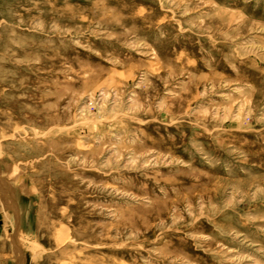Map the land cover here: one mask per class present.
<instances>
[{
	"label": "rangeland",
	"instance_id": "obj_1",
	"mask_svg": "<svg viewBox=\"0 0 264 264\" xmlns=\"http://www.w3.org/2000/svg\"><path fill=\"white\" fill-rule=\"evenodd\" d=\"M0 264H264V0H0Z\"/></svg>",
	"mask_w": 264,
	"mask_h": 264
},
{
	"label": "bare ground",
	"instance_id": "obj_2",
	"mask_svg": "<svg viewBox=\"0 0 264 264\" xmlns=\"http://www.w3.org/2000/svg\"><path fill=\"white\" fill-rule=\"evenodd\" d=\"M31 251H32V253H34V251H35V248H32V249H30ZM33 258V257H32ZM34 259V258H33ZM32 259V260H33ZM35 260V259H34Z\"/></svg>",
	"mask_w": 264,
	"mask_h": 264
}]
</instances>
